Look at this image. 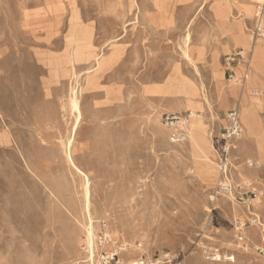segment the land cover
<instances>
[{
	"label": "rangeland",
	"instance_id": "1",
	"mask_svg": "<svg viewBox=\"0 0 264 264\" xmlns=\"http://www.w3.org/2000/svg\"><path fill=\"white\" fill-rule=\"evenodd\" d=\"M236 2L0 0V264H264V138L245 132L235 142L247 147L231 155L243 175L233 182L258 189L254 209L219 193L226 112L264 98L262 72L252 88L244 65L227 73L234 50L264 45L258 0L242 39L219 37L215 16L240 19ZM176 112L197 117L171 133L162 115ZM252 119L264 132L261 115Z\"/></svg>",
	"mask_w": 264,
	"mask_h": 264
},
{
	"label": "built area",
	"instance_id": "2",
	"mask_svg": "<svg viewBox=\"0 0 264 264\" xmlns=\"http://www.w3.org/2000/svg\"><path fill=\"white\" fill-rule=\"evenodd\" d=\"M261 1L260 5L261 10L264 6V0ZM257 23L255 28V35H264L263 32V25H262V18L257 15ZM250 54L244 51L242 48L234 50V52L225 58V65L227 67V73L230 79L236 78V72L240 69V66L244 65L245 67L248 66ZM243 77H247V72H244ZM260 93V92H257ZM226 125L222 130V135L220 141L222 142L221 145L217 146V150L219 153V165L221 169V174L223 175L224 182L223 184L226 186L221 187L219 186V193L222 194L223 192L233 191L236 201L240 204H244L251 212V209H254V200L258 198V189L255 188L254 181L252 182H243L237 183L233 182V178L231 175V153L233 152L234 148L233 143L236 140H239L244 135L243 125L240 120V115L237 107H233L226 112ZM163 123L171 130V133H177V131H185L187 126L189 125V121L191 120V113L190 112H176V113H166L162 115ZM177 139H182L180 135L174 136ZM176 139V140H177ZM237 184V185H236ZM242 185V186H241ZM223 188V189H222ZM254 213V212H252ZM251 213V218L249 221L251 224H257L258 222H251V219L254 217V214ZM253 215V216H252ZM244 226H247L246 222H244Z\"/></svg>",
	"mask_w": 264,
	"mask_h": 264
},
{
	"label": "bare ground",
	"instance_id": "3",
	"mask_svg": "<svg viewBox=\"0 0 264 264\" xmlns=\"http://www.w3.org/2000/svg\"><path fill=\"white\" fill-rule=\"evenodd\" d=\"M181 1H188V0H181ZM261 7H262L261 5L258 6L257 12H256V16L260 14V16L262 18V15L264 13V6H263L262 10H261ZM215 17H217L218 21L224 23V25H223V27L221 29L222 30V33H221L222 36L220 35L219 37H223V38L230 37L232 39V41H233L234 44L237 41H239V39H242V37H244V34L246 32V26H245V23H244V19H242V17L240 19H236V18H231L229 15H225V14H222L220 16H215ZM194 22H195V20H193L191 18L190 19V22L187 25V32L184 35L185 36V38H184V41H185L184 52L187 55H191L190 52H189V47H190L191 42L193 40V36H191V28H192V25H193ZM243 32H244V34H243ZM256 36H259V35H256ZM251 40L253 41L252 50H251V59L249 58V62H248L247 69H245L246 72H247V77L246 78L244 77V80H246L248 83H250L251 88H252V87H255V83L254 82H256L258 80V76H255L254 77L252 75L253 69H255V70L257 69L259 71H263L264 70V49L258 47V43H259V41H261L260 38H257V39L251 38ZM95 57H96V60L99 63L101 56L100 55H97ZM77 83H78V81L76 82V84ZM256 92H258L257 89L254 91V93H256ZM248 98H250V96H246L245 99L247 100ZM252 99H256L255 102L258 101L257 97H252ZM261 99L264 100V98H261ZM202 100L207 105L208 104L210 105L211 102H212L210 100V97L207 96L206 94L203 95V99ZM71 104H73L75 106L76 113H77V117L78 116H81L82 115V111H81V106L78 103V99H77V87H75V86H74V94H73V97L71 98ZM240 111H242V107H240ZM251 115H252V118L253 117L255 118L257 116V111H251ZM195 117H197V116L192 115V113H191V120L189 121V123ZM76 130H77V126L75 125L74 128H73V130H72V134H75L76 133ZM74 140H75L74 137H70L68 139V141H67V144H66V152H68V155L67 156L70 159V163L76 168V172L78 174H80V175H81V173H82V175L84 174L83 175V180H84V182L86 184V190H87V193H90V185H89V176H88V173L83 168H80V167L76 166V164L74 163L73 158L71 156V153H72L71 152V146L73 145ZM240 147L239 146H236V144L233 143V147L232 148H234V149L237 150ZM231 155H232V153H231ZM231 164L233 166V170H234L235 167L238 168L237 165H235L234 163L231 162ZM233 170L231 169L232 176H233L234 172L235 173H239L240 175H237L238 176V180L239 181L242 180L243 179V175H241V173L238 172V170H236V171L235 170L233 171ZM223 186H226V185L223 184L221 187H223ZM223 193L225 195L228 194L225 197H232V195H233L232 194L233 191H227V192H223ZM259 198H257V199H259ZM88 216H90V220L85 225V232H86V235H87L88 248L90 249V255L89 256H90V259H93L94 260V258L96 257V252L98 253L99 249L94 246L96 232H94V224H93V221H92V215H91V212L89 210V207H88ZM132 263H135V261H132Z\"/></svg>",
	"mask_w": 264,
	"mask_h": 264
},
{
	"label": "crops",
	"instance_id": "4",
	"mask_svg": "<svg viewBox=\"0 0 264 264\" xmlns=\"http://www.w3.org/2000/svg\"><path fill=\"white\" fill-rule=\"evenodd\" d=\"M255 5H256V2L254 3V9L255 8ZM231 7V10H233L235 7L238 8V7H241V11H242V19H244V23H245V26H246V30H247V25H246V22H247V19H246V16H248L249 14V10L251 8V4L248 3V0H238L236 3H230L229 5ZM253 15V14H252ZM256 22V21H255ZM262 25H264V13H263V16H262ZM263 42H260L258 43V47L260 48H264V45L262 44ZM250 54L249 58L251 59V52H247ZM262 72L264 74V70L263 71H259V70H255L253 69L252 71V75L255 77V76H258V80L260 79V75L259 73ZM258 80L255 83V87L257 85H259L258 83ZM258 90V89H257ZM250 99H251V102L247 103L244 107H243V111L240 112L241 113V122H242V125H243V131L244 133L246 132V138H249L251 140H258L259 138H264V132L262 133H259V134H256L255 131L253 130V127H252V115H251V106L252 104L254 103L255 104V107L257 109V112L259 113V115H261V117L263 118V121H264V100L261 99L260 97L257 96V99L258 101L257 102H253L254 99H252V97L250 96ZM239 113V114H240ZM244 136V135H243ZM242 136V137H243ZM240 140V139H239ZM236 143V142H234ZM247 142L245 141H242L240 142V144L237 145L236 143V146H243L244 147H247ZM242 148V149H243ZM240 150V148H239ZM260 152H263L264 153V147L261 149ZM27 168L30 169L31 171V168L29 165H27Z\"/></svg>",
	"mask_w": 264,
	"mask_h": 264
}]
</instances>
